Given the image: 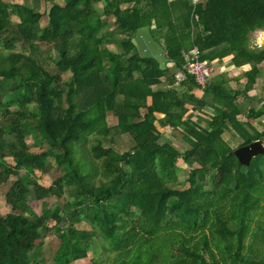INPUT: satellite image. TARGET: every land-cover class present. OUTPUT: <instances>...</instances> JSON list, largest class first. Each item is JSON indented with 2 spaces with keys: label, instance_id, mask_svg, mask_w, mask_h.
<instances>
[{
  "label": "trees",
  "instance_id": "1",
  "mask_svg": "<svg viewBox=\"0 0 264 264\" xmlns=\"http://www.w3.org/2000/svg\"><path fill=\"white\" fill-rule=\"evenodd\" d=\"M193 1L63 0L41 13L0 0V45L30 48L0 61V190L17 176L6 193L13 212L0 215V264L45 263L41 229L60 239L54 264L94 260L99 245L114 253L110 264H264V155L243 166L223 137L232 132L239 147L264 144V126L259 132L249 122L263 117L264 107L239 119L240 97L253 89L264 62V49L250 47L253 32L264 28V0ZM44 17L48 25L41 28ZM145 26L167 51L164 70L132 44ZM113 42L118 49L108 47ZM37 43L52 45L57 73L43 66ZM196 46L203 60L230 56L236 67L251 64L244 90H228L219 78L207 83L200 100L192 94L200 88L193 75L181 83L187 91L175 88L172 66L184 70V51ZM162 80L167 88L154 91ZM188 104L212 105L216 115L207 128L187 116ZM157 114L163 126L184 135L188 150L163 141ZM117 135L132 138L129 151L103 146ZM91 136L97 143L87 169L74 145L84 151ZM51 157L58 169L43 187L30 173L48 172ZM181 161L192 169L184 189L171 186L181 185ZM65 187L69 200L62 208L46 206L37 215L28 205L32 194L39 201L62 198ZM83 223L90 228L80 229Z\"/></svg>",
  "mask_w": 264,
  "mask_h": 264
},
{
  "label": "rangeland",
  "instance_id": "2",
  "mask_svg": "<svg viewBox=\"0 0 264 264\" xmlns=\"http://www.w3.org/2000/svg\"><path fill=\"white\" fill-rule=\"evenodd\" d=\"M4 1L7 2L8 4H13V5L14 4L25 5V6H28L30 8H33L37 12L46 13V12H48V10L52 4L57 3L59 0H4ZM60 2H61V0H60ZM104 5H105L104 3L99 4V6H98L99 9H103ZM111 19H114V18H110L109 22L114 23L115 19L113 21ZM13 21L18 22V19L13 17ZM47 25H48L47 18H45V17L42 18L40 21L41 28H44ZM108 45H112V48L117 49L115 42L110 43ZM37 46L39 47L40 59H41V63L43 64V66L45 68H47L49 71H51L53 73H57L58 71L56 69V64H55L56 63V53L54 51V48L52 49V45L37 43ZM71 51L73 52V49H71ZM29 52H30L29 46L23 42L15 43L11 47L10 50H8V49L6 50V48L4 46L0 45V61L2 60V58L7 57L10 53H29ZM172 70L175 71L177 69H175V67L172 66ZM69 76H70L69 71L61 73V77H62L63 81H67L69 79ZM65 106H66V104L64 102V107ZM12 108H16V107L14 106ZM116 121H117V118H115L114 116L109 117V123L110 124H112V125L116 124L115 123ZM175 134H177V133H175ZM177 137H178L177 142L173 141V143L177 144L179 149L184 150V148H185L184 146H187L186 142L182 140L183 137L181 135H177ZM27 139H28V142L30 144L33 143V140H32L33 136H29ZM229 141H230L229 143L232 145L234 150L239 148L241 141L238 138H232L231 139L229 137ZM96 143H97V137L91 136L89 138L88 145L84 146V151L82 149H80L77 145H74L75 150L78 149V151H79L78 154L75 155V158H78L79 160L84 162L87 169L90 168L91 161L93 160L92 151H91L92 146H94ZM103 146L105 148H108V147L115 148L119 153L122 154V153L129 151L132 148L133 141L129 135H117L113 140H110V139L105 140V142L103 143ZM47 147L48 146L46 144L44 146H33L32 150L33 151H41V149L47 148ZM83 153L85 154V157L83 156ZM8 162H10L12 164L14 163L11 158H8ZM49 162H51L53 164V166L50 167L48 172H41L40 169H37L35 172L30 173V177L35 179V180H38L40 185H42L43 187L51 186V183L55 177L54 174L56 173V170L58 169L57 165L55 164V160L53 157L49 158ZM96 163H97V166H99V167L101 166V161H97ZM181 166H183L182 170L178 173L179 181H180L181 185H177V183H172V185H171V186L177 187L178 189H184L187 187L186 182L189 178V173L192 170L189 166L186 167L187 165H185V163L183 161H181ZM87 169H86V171H87ZM25 172H26L25 169H23L21 173L24 174ZM16 179H17V176H12L8 185H6L5 188L0 190V215H2V216H7L13 212L12 207L9 204H7V202H6V193L9 190V188L12 186V183ZM100 179H101V177L99 176L98 178L95 179V182L99 183ZM64 193L65 194L62 198L50 197V198H47L43 201H39L32 194L30 196H27V202L35 214L41 215L43 208L46 206L48 208H52V209H54L56 206L60 207V208L64 207L65 203L69 200V191H68L67 187H65ZM80 213H83V212H80ZM262 213L263 214L260 215L259 221L261 222L262 228L264 229V211ZM138 214H140V213H138ZM139 216L140 215L136 216L135 220H132V222L135 223L136 225H137V219L139 218ZM54 224L55 223L53 221L50 222L51 227L54 226ZM257 224H258L257 222L254 223L253 227H255V225H257ZM83 225H85V223ZM40 233L42 234V237L44 238V240H43L44 250L42 251V254L44 257L48 258V261L50 260L49 262H47L45 264H54V255L56 254V252L60 246V239H59V237L55 231L50 232L49 230H45V229L42 230L41 229ZM113 257H114L113 252L106 251L102 246L99 245L96 248V253L93 257L94 260L90 261V264H95V262L99 263V264H110ZM38 264H44V263H42L41 260H39Z\"/></svg>",
  "mask_w": 264,
  "mask_h": 264
},
{
  "label": "crops",
  "instance_id": "3",
  "mask_svg": "<svg viewBox=\"0 0 264 264\" xmlns=\"http://www.w3.org/2000/svg\"><path fill=\"white\" fill-rule=\"evenodd\" d=\"M170 2L172 1H178V0H169ZM60 6H63L64 2L63 0H60L56 3ZM47 18V17H45ZM112 21L114 19H111ZM251 40H252V35H251ZM110 49L112 48V45L108 46ZM250 47H251V42H250ZM117 48V47H116ZM118 49V48H117ZM213 71H212V77L210 81L217 80L220 78L224 79L226 82L224 83V86L228 90H241L243 91L245 88V83H246V78H245V72L251 69V64H245L243 66L236 67L233 64V61L230 56H226L224 58H217L213 61H210ZM260 68V74L257 76L255 85L251 91H249L248 94L242 95L240 97L239 102L243 105L244 107V116L239 117V119L242 122H246L247 119V114H249V110L252 109L254 111H259L264 107V62L259 65ZM178 71V69H177ZM175 71V72H177ZM163 82L159 83V85L153 86L154 91H159V90H165L167 88V83L162 80ZM175 88H178L181 92L187 91L186 87H183L181 85H175ZM192 94H194L198 99H202L204 96V91L203 89L197 88L195 89ZM189 108V112L187 116H191V119L194 120L199 126H204V128H207L208 126V121L210 118L214 117L216 115L215 110L213 109L212 105H209L203 110L200 109H195L194 105L188 104L187 106ZM143 114L146 112V110H142ZM246 114V115H245ZM164 118L163 115L157 114V122H156V127L158 131L162 134V139L164 142H169L171 143L175 148H178L177 144H174V142H177V135H181L183 137V141L186 142L184 139V135L170 126H163L162 125V119ZM249 122L252 124L254 128H256L259 132L263 131V126H264V116L259 118V119H250ZM177 133V134H175ZM235 138L234 135L231 132H226L224 134V139L225 141L232 147V145L229 143V137ZM187 146H184V150L179 149L181 152H185L190 148V145L188 142H186ZM233 148V147H232ZM234 149V148H233ZM188 167V166H186ZM84 224V223H83ZM80 229H88L89 226L87 224L85 225H80L78 226ZM44 250V249H43ZM42 258H47L41 255ZM89 260V261H88ZM50 261V260H49ZM48 258H47V262ZM91 258H83L79 260H75L72 262V264H90ZM52 262V261H51ZM50 262V263H51ZM44 263V264H45Z\"/></svg>",
  "mask_w": 264,
  "mask_h": 264
},
{
  "label": "water",
  "instance_id": "4",
  "mask_svg": "<svg viewBox=\"0 0 264 264\" xmlns=\"http://www.w3.org/2000/svg\"><path fill=\"white\" fill-rule=\"evenodd\" d=\"M132 44L136 47L137 52L142 58L155 59L163 70L168 67L170 60L167 56V51L165 47L154 38L151 26L139 28L132 39ZM93 63L94 60L88 61L81 66V69ZM232 154L237 157L241 165L248 167L254 158L264 155V144L261 141H256L235 149ZM62 224L67 226L66 218L63 219Z\"/></svg>",
  "mask_w": 264,
  "mask_h": 264
},
{
  "label": "built area",
  "instance_id": "5",
  "mask_svg": "<svg viewBox=\"0 0 264 264\" xmlns=\"http://www.w3.org/2000/svg\"><path fill=\"white\" fill-rule=\"evenodd\" d=\"M200 0H194L195 6L198 5ZM196 21H199V16L195 14ZM251 48L255 50L264 49V28L257 29L252 34ZM184 56L186 59L185 69H179L175 72V77H177L178 85H181L189 75L196 77L197 82L201 89H205L207 83L212 77V65L208 60H202L200 58V52L198 47H194L189 51H184Z\"/></svg>",
  "mask_w": 264,
  "mask_h": 264
},
{
  "label": "bare ground",
  "instance_id": "6",
  "mask_svg": "<svg viewBox=\"0 0 264 264\" xmlns=\"http://www.w3.org/2000/svg\"><path fill=\"white\" fill-rule=\"evenodd\" d=\"M199 49V48H198ZM191 50V49H190ZM188 51V50H187ZM203 60V59H202ZM175 76V75H174ZM175 81H177V80H175Z\"/></svg>",
  "mask_w": 264,
  "mask_h": 264
}]
</instances>
